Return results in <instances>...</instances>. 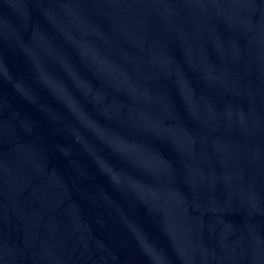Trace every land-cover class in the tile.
<instances>
[{"label":"water","instance_id":"95a60500","mask_svg":"<svg viewBox=\"0 0 264 264\" xmlns=\"http://www.w3.org/2000/svg\"><path fill=\"white\" fill-rule=\"evenodd\" d=\"M0 264H264V0H0Z\"/></svg>","mask_w":264,"mask_h":264}]
</instances>
